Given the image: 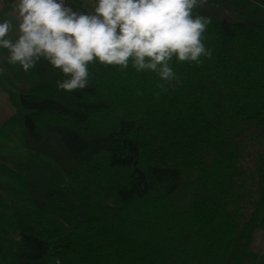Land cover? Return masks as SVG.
Returning <instances> with one entry per match:
<instances>
[{
    "label": "trees",
    "instance_id": "1",
    "mask_svg": "<svg viewBox=\"0 0 264 264\" xmlns=\"http://www.w3.org/2000/svg\"><path fill=\"white\" fill-rule=\"evenodd\" d=\"M196 15L212 58L174 57L170 83L97 61L70 93L6 63L0 264H239L264 215V0Z\"/></svg>",
    "mask_w": 264,
    "mask_h": 264
},
{
    "label": "clouds",
    "instance_id": "2",
    "mask_svg": "<svg viewBox=\"0 0 264 264\" xmlns=\"http://www.w3.org/2000/svg\"><path fill=\"white\" fill-rule=\"evenodd\" d=\"M208 0H97L92 13H78L66 0H15L0 21V49L7 63L25 72L44 59L60 69L59 89L74 92L89 83V65H129L138 72L156 73L162 81L177 79L170 62L203 64L211 59L204 33L211 19L193 16ZM14 21L16 39L11 38ZM6 68L0 66V75ZM163 88V84L159 85ZM56 264H61L56 258Z\"/></svg>",
    "mask_w": 264,
    "mask_h": 264
},
{
    "label": "rangeland",
    "instance_id": "3",
    "mask_svg": "<svg viewBox=\"0 0 264 264\" xmlns=\"http://www.w3.org/2000/svg\"><path fill=\"white\" fill-rule=\"evenodd\" d=\"M15 3V0L11 3H8L7 10L0 16V21L3 19H6V13H10L13 9V5ZM97 4V0H66V5L70 6L73 11L78 13H92L94 12V7ZM18 24L14 21V30L11 33V38L16 39L18 32H17ZM3 49H0V52H2ZM0 61L3 64V67L6 68L5 78L10 77L9 68L7 67V56L1 54L0 55ZM6 82V81H5ZM10 89V85H8ZM12 90V89H11ZM17 141V139L15 138ZM10 146H15L14 144L9 143ZM264 256V215L261 219V222L259 224L258 229L253 235L252 240L250 241L249 245L246 247L244 254L241 258V261L239 264H257L258 259L260 257Z\"/></svg>",
    "mask_w": 264,
    "mask_h": 264
},
{
    "label": "crops",
    "instance_id": "4",
    "mask_svg": "<svg viewBox=\"0 0 264 264\" xmlns=\"http://www.w3.org/2000/svg\"><path fill=\"white\" fill-rule=\"evenodd\" d=\"M5 0H0V15L5 9ZM16 114V109L11 103L8 93L3 89L0 81V127L5 125Z\"/></svg>",
    "mask_w": 264,
    "mask_h": 264
}]
</instances>
